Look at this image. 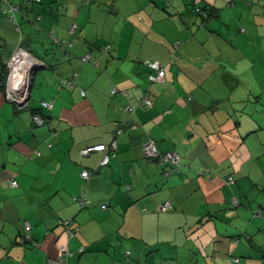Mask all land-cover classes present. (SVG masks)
<instances>
[{
	"label": "crops",
	"instance_id": "0c3cea01",
	"mask_svg": "<svg viewBox=\"0 0 264 264\" xmlns=\"http://www.w3.org/2000/svg\"><path fill=\"white\" fill-rule=\"evenodd\" d=\"M22 42L50 63L28 109L0 90V264H264V0H0V71Z\"/></svg>",
	"mask_w": 264,
	"mask_h": 264
},
{
	"label": "built area",
	"instance_id": "2783aa9c",
	"mask_svg": "<svg viewBox=\"0 0 264 264\" xmlns=\"http://www.w3.org/2000/svg\"><path fill=\"white\" fill-rule=\"evenodd\" d=\"M13 10L16 9L14 8ZM74 27L75 26H73V28ZM89 60H90V55L85 56L82 59V62L88 63ZM34 63L40 64V62L36 60L31 53H29L26 49L22 47H18L7 61L8 74L5 79V85H4L5 95L6 98L9 99L10 101H14V102L17 101L20 104V107H24L28 104V99H27L28 95L25 92L21 93V89L26 78L27 70ZM148 64L152 69V71H154V73L149 76L150 82L151 83L163 82L165 79L164 65L159 61H150V60L148 61ZM65 84L66 82L62 83L63 86H65ZM142 105L144 107L149 108L153 105V101L149 98H143ZM43 106L52 107V104L43 103ZM36 122L42 124L44 121L43 119L36 118ZM117 145L118 144L114 142L111 143V145L103 144V145L91 146L81 150V153L87 156L90 155L92 152H103V151L106 152L107 154L105 155V158L102 161V165H104L108 163L110 157L109 154H111V152H114L117 149ZM144 149L149 159L160 158L162 162L164 161L166 163H170L173 166L177 165V163L180 160V155L177 152L159 153L156 146V142L153 139H150V141H147L145 143ZM91 175L92 172L88 170H85L81 173V176L85 180L90 178ZM166 175H168V173H166ZM230 181L233 180L230 179ZM13 185L16 186L17 183L13 182ZM80 204H82L83 206L85 205V199L83 197L82 199H80ZM171 209H172V203L170 201H165L160 206V211L164 213ZM66 224L68 225V222ZM69 225L71 224L69 223ZM67 230H68L67 231L68 235L70 236V238H72L73 236H75L76 231L78 229L68 228ZM70 256H72V253L64 246L61 248V256L54 260L48 261V264H68V258ZM237 261L238 259L236 260V262Z\"/></svg>",
	"mask_w": 264,
	"mask_h": 264
},
{
	"label": "trees",
	"instance_id": "16d2710c",
	"mask_svg": "<svg viewBox=\"0 0 264 264\" xmlns=\"http://www.w3.org/2000/svg\"><path fill=\"white\" fill-rule=\"evenodd\" d=\"M33 2H37V3H39V2H41V0H36V1H34V0H32ZM16 9V10H13V9ZM19 9L20 8H16V7H12V5H10V10H9V12H11V14L13 13L14 14V12L15 11H19ZM194 11H196V13L197 14H203V12H204V8H202V7H200V6H196V7H194ZM209 13H211V16L213 15V12L212 11H210ZM207 15H209V14H207ZM20 47H22V48H24V49H26L29 53H31L32 54V56L36 59V60H38L39 62H40V64H41V62L42 61H44V62H46V63H50V62H48L47 61V57H46V55H48L47 53H46V55H43V54H40V53H37L35 50H33V51H31V50H29L28 48H27V46H26V44H25V42H22L20 45H19ZM15 51V50H14ZM14 51L11 53V55L14 53ZM11 55H10V57H11ZM90 55V54H89ZM9 57V58H10ZM90 59H91V55H90ZM9 60V59H8ZM46 60V61H45ZM82 61V60H81ZM90 61V60H89ZM88 61V62H89ZM150 61H156V60H150ZM148 63V62H147ZM83 64H87V63H84L83 62ZM42 65V64H41ZM49 65V64H48ZM149 65V64H148ZM51 67V66H50ZM150 67V66H149ZM44 70V69H43ZM43 70L41 69L40 71H38L37 73H36V77H35V80L33 81V83L31 84V90H30V92H29V100H28V104H29V101H30V98H31V93H32V91H33V89H34V86H35V84H36V79L43 73ZM152 70V69H151ZM8 72V69H7V62L2 66V70L0 71V90H2L3 92H4V85H5V79H6V77H7V73ZM154 73V71L151 73V74H153ZM151 74H149V76L151 75ZM78 74H77V72L74 74V77L73 78H75L76 76H77ZM165 75H166V72H165ZM149 76H148V81H149V83H151L150 82V80H149ZM66 82V84H65V86H70V85H72V83H73V79H71V78H66L65 80H62L61 82H60V87L61 88H63V87H65V86H63L62 85V83H65ZM156 84H159V83H156ZM143 98H149V97H146V96H143ZM150 99V98H149ZM152 100V99H151ZM153 101V100H152ZM43 103H51L52 104V107H46V106H43ZM26 105L25 107H23V108H19L20 110H23V109H28L29 108V105ZM153 106V105H152ZM54 107V103L53 102H47V101H43V102H41L40 103V108L39 109H34V115H33V123H34V125L35 126H43V125H46L47 124V121H48V118H47V116L43 113V111L45 110V109H52ZM147 108V107H146ZM18 109V110H19ZM36 118H39V119H43V123L42 124H39L38 122H36ZM118 146V145H117ZM88 148V147H87ZM117 152V149L114 151V152H111V155H115V153ZM160 153V152H159ZM172 153V152H171ZM110 155V154H109ZM149 159V158H148ZM151 160H159V161H161L160 160V158L158 159H149V161H151ZM179 163V162H178ZM177 163V164H178ZM108 164V163H107ZM107 164H104V165H107ZM102 165V164H101ZM103 165V166H104ZM176 170H178V167L177 166H173V168H171V169H169V171H167L166 173H168V175H169V172L170 173H173V172H175ZM90 172H92V174H93V171H90ZM166 175V174H165ZM83 178V177H82ZM232 180H234V178L232 177ZM13 182H16L17 183V181H12V183H11V185L13 186V187H16V186H18V183H17V185L16 186H14L13 185ZM79 203H80V201H79ZM86 200H85V205L83 206L82 204H81V206H83V207H85L86 206ZM172 209H173V206H172ZM171 209V210H172ZM171 210H169V211H171ZM168 212V211H167ZM164 213V212H163ZM68 222V225L66 224ZM69 223L71 224V225H69ZM59 225L60 226H62L63 227V229H64V231H66V233H67V235H68V228L70 229V228H73V229H77L75 226H74V222L71 220V221H69V220H60L59 221ZM66 227H68V228H66ZM77 232V231H76ZM68 237V239H72V238H70V236L68 235L67 236ZM20 243H22V244H31L32 246H34V247H37L38 245V243H36L35 241H34V239L33 238H31L30 237V235L29 234H25L23 237H22V239L20 240ZM67 248V247H66ZM82 251H83V249H81ZM71 252V251H70ZM72 253V252H71ZM73 254V253H72ZM130 254H128V256H129ZM60 256H61V254H60ZM59 256V257H60ZM58 257V258H59ZM71 257V256H70ZM69 257V258H70ZM68 258V259H69ZM238 259V261L236 262V260ZM237 259H235V263L237 264V263H240L241 262V260H240V258H237ZM69 264V263H68Z\"/></svg>",
	"mask_w": 264,
	"mask_h": 264
},
{
	"label": "water",
	"instance_id": "95a60500",
	"mask_svg": "<svg viewBox=\"0 0 264 264\" xmlns=\"http://www.w3.org/2000/svg\"><path fill=\"white\" fill-rule=\"evenodd\" d=\"M41 69L42 70L44 69V67H42L41 64L34 63L27 70L26 78H25V81L23 83V86H22V89H21V93H23V92L27 93V95H28L27 99L28 100H29V92L31 90V84L35 80L36 73L38 71H40Z\"/></svg>",
	"mask_w": 264,
	"mask_h": 264
}]
</instances>
